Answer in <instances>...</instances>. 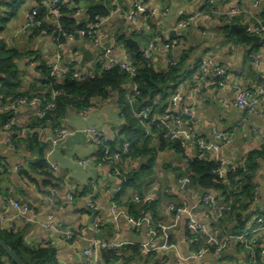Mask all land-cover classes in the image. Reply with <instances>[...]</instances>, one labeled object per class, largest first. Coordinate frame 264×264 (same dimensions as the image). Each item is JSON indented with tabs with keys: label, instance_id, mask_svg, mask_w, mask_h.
Returning a JSON list of instances; mask_svg holds the SVG:
<instances>
[{
	"label": "crops",
	"instance_id": "1",
	"mask_svg": "<svg viewBox=\"0 0 264 264\" xmlns=\"http://www.w3.org/2000/svg\"><path fill=\"white\" fill-rule=\"evenodd\" d=\"M107 1L110 2L111 14L109 13L108 20L98 30L101 47L95 50L89 43L83 45L91 51L94 60L99 57L104 63L108 58L130 62L131 53L147 46L156 35L161 36L163 43L173 39V29L177 23L183 20L185 15L206 11L210 0H141L148 11L138 13L135 24L130 19L134 0H95L103 5ZM214 1L215 6L211 9H216L217 14L214 15L213 21L208 22L200 18L193 20L180 45L167 53L163 52L161 44H156L152 63L156 69L163 71L173 56L178 58L188 54L183 74L173 91L168 94L166 103L170 104L168 107H172L175 115L183 108L190 109L193 117L188 119L186 126H190L191 131L206 140L211 138L215 130L234 132L233 147L221 148L220 160L225 165L240 167L250 151L264 152V97L256 100L254 112L245 115L233 107L232 88H217L211 76L201 78L196 69L201 58L210 53L217 63L228 70L242 71L240 85L243 89L256 91L257 77L264 73V45L256 46L252 41L244 43L239 36L246 32L251 22V14L264 13V0ZM11 2L13 3V0H0V16L9 12L5 5L10 6ZM80 2L83 3L82 6ZM20 3L22 4L19 15L13 18L5 32L6 40L13 39L10 42L23 50H40L42 59L48 61L49 65L56 51L51 39L29 42L27 35H17L25 23L26 15L32 10L40 13L42 6L39 0H21ZM256 4L257 7L254 8ZM232 7H237L242 13L229 21L222 20L221 14ZM78 8V18L82 19L86 4L79 1ZM136 31H139L138 34ZM128 38L133 40L138 49L127 46ZM260 38L264 40V37ZM72 46L73 44L69 43L64 48L61 54L63 64L72 61ZM104 49L110 51L107 57L104 56ZM251 55L258 57V63L250 59ZM81 58L79 54L74 69L92 73L94 63L80 65ZM19 64L22 65L19 69L25 72L24 85L29 86L38 76V62L31 57ZM130 94L131 87H127L126 95ZM174 94L179 97L171 104ZM156 101L159 102L158 98ZM88 109L84 116L80 112H70L62 122L54 121L53 126L68 128L72 134L57 146H44L42 159L46 165L49 163L58 168L56 174L48 171L62 179L60 188L42 185L44 179L38 176H35V183L20 175L22 171L31 169L39 155L26 153L21 145L14 148L6 146L5 133L0 126V216L11 217L17 214L10 206V201L29 204L31 211L36 215V221L27 227L24 239L26 245L35 248L42 246L43 241L48 239V245L56 248L59 264H80L83 261V252L90 246V240L93 238L91 234L88 232L82 238L69 243L57 233L46 232L44 227L62 226L77 231L81 226H88L92 215L95 214L94 221L101 225L102 237L119 246L140 249L143 261L136 259L135 264H173L178 261H181V264H252V258L255 264H264V228L259 230V226L255 224V209L264 205V156L258 161L255 160L252 173L253 184L258 186L257 202L253 206L247 203L245 206L243 202L240 210L232 209L233 198L227 200L220 192L204 190L195 184L188 174L182 171L184 162L181 156L171 149L158 153V159L148 177L133 185H126L130 180L126 176L138 171L143 164L142 159L124 158L126 160H123L121 166L124 172L120 170V176L110 175V171L104 166L77 165V159H93L98 152L97 146L86 132L96 129L113 140L126 125L115 97L105 101L95 99L92 101V107ZM32 113L33 109L25 107L16 111L20 121L29 120ZM16 167H20V170L15 171ZM79 187L91 188V193L68 203L67 191L74 192ZM48 189L56 193L58 203L55 207L51 206L45 194ZM115 194L120 195L117 202L114 201ZM88 196L92 198V209L86 207ZM204 196L213 198L215 206L212 210L202 203ZM156 198L157 201H151ZM114 203L119 212L128 213V208L138 213L144 211L142 218L151 221L156 231L154 245L150 243L145 228H134L122 217L116 222L112 221ZM169 205H174L175 210L170 212ZM234 206L236 207V204ZM17 221L18 225H24L18 219ZM190 221L204 227L201 244L210 246L211 250L218 244H224V250L219 253L211 251L199 259L195 258L194 253L198 246L190 249L186 244L189 236L187 225ZM158 224H163L166 229H158ZM253 230L255 232L249 235L252 250L236 241V236ZM149 254H154V258L146 262L145 256ZM257 255L258 263L255 261ZM129 256L131 253H128L127 257Z\"/></svg>",
	"mask_w": 264,
	"mask_h": 264
},
{
	"label": "trees",
	"instance_id": "2",
	"mask_svg": "<svg viewBox=\"0 0 264 264\" xmlns=\"http://www.w3.org/2000/svg\"><path fill=\"white\" fill-rule=\"evenodd\" d=\"M21 0H13L5 7L9 12L0 16V94L5 100L33 99L37 98L41 102H49L52 91L59 93L55 100V108L46 112L43 120H37L32 117L30 119L31 126H39L40 124H48L52 128H58L54 125V121L60 123L70 112H82L92 107V101L111 100L114 99L122 112L126 125L123 130L108 144L110 153L122 151L124 144H129V148L123 160L127 158L142 159L143 164L136 172L126 176L130 180L126 185H133L135 182L148 177L153 170V165L158 159V153L166 150H174L176 154L181 156L184 162V170L188 176L204 190H214L220 192L227 200L234 199L232 209L240 210L241 204H254L255 185L252 180V173L255 169V160H260L264 156L263 151L252 150L246 156V161L240 167H235L234 171L227 172L225 178H218L217 172L220 170V164H215L203 160H192L185 162V150L183 142L175 140L170 142L165 128L158 121L151 119L163 116L168 110V94L173 91L178 79L183 74L184 63L188 59V54L176 58L175 65H167L166 69L159 71L151 61L145 60L139 51L131 53L130 67L134 69L135 74L131 75L125 71L113 68L112 70H104V61L96 58L93 64L91 78L80 81L72 78L76 62L71 63L68 72L61 79L51 76V70L48 61L42 59L41 51L36 49H22L6 40L5 32L11 21L18 15ZM60 1V18L53 20L47 9L42 6L40 13H36L34 22H39L40 26H34L26 31L28 41L51 39L54 48L62 45L63 50L67 44H73L71 53H79V47L89 43V35L87 30L90 25L95 24L98 19L107 17L110 13V2L105 5L97 3L95 0H59ZM79 1L86 4V9L82 13V19L78 18L80 10L78 8ZM66 2V3H64ZM209 6V5H208ZM209 6L203 13L211 11ZM134 14H138L134 11ZM264 22V13L258 15ZM50 18V20L48 19ZM224 21H229L221 17ZM214 19V18H213ZM220 19V18H219ZM213 21V20H212ZM78 34V42H74V35ZM68 37L73 38V42L68 41ZM184 37V36H183ZM245 43L251 42L250 34L245 32L239 36ZM153 39V38H152ZM180 41L182 38H179ZM255 49V48H254ZM63 50L60 54L63 53ZM56 52V51H55ZM55 54V53H54ZM54 56V55H53ZM33 58L38 62L36 67L37 78L29 86L24 85V70H20L17 64L26 58ZM182 57V58H181ZM172 85L171 88L164 89L163 86ZM133 86L136 89V95H126L127 87ZM159 100L157 102L156 100ZM149 107L151 108L150 119L148 120V130L142 128L136 120L134 113L138 110ZM12 112H6L0 115V126L7 122ZM15 147L21 145L26 153L39 155L37 161L32 164L28 171H22L20 175L30 182L36 183V177L43 178L42 185L51 188H60L63 184L61 178L56 177L48 171L47 165L42 159L44 146L40 144L36 138L30 137L26 140H19L13 143ZM98 152L96 158H102L104 149L97 147ZM126 158V159H124ZM122 171V170H121ZM124 172V171H122ZM226 181V182H225ZM91 193V188H76L74 191L75 198L86 197ZM122 193V192H120ZM114 201L120 195H114ZM236 204V207L234 206ZM128 214L133 219H142L144 211L140 213L133 212L128 208ZM240 221V220H239ZM28 225H18L12 229H8L0 225V239L11 249L25 264H59L57 260L56 248L51 245H42L37 247H29L25 244V234ZM102 237V228H101ZM128 253L131 256L127 257ZM154 254L146 257V262L153 260ZM100 258L103 264H135L137 259L143 261L140 249L132 246H121L117 251L101 250ZM148 259V260H147ZM135 261V262H134ZM258 263V255L255 258ZM0 264H11L3 252L0 250Z\"/></svg>",
	"mask_w": 264,
	"mask_h": 264
},
{
	"label": "built area",
	"instance_id": "3",
	"mask_svg": "<svg viewBox=\"0 0 264 264\" xmlns=\"http://www.w3.org/2000/svg\"><path fill=\"white\" fill-rule=\"evenodd\" d=\"M41 6H44L49 12L50 17L53 20H58L60 18V1L59 0H39ZM228 2V1H227ZM66 3V2H64ZM209 6L213 9L215 6V1L210 0ZM257 7V4L254 8ZM133 14L130 19L135 24L136 14L137 13H145L147 12V8L142 4L141 0H134L133 6ZM36 11H30L25 18V23L22 28L18 31L17 35L20 36L25 34L27 30L33 28L34 26H40L39 22H34V17L36 15ZM241 10L237 7H232L229 10L223 12L221 16L227 20H231L234 17H237L241 14ZM111 14V13H110ZM109 14V16H110ZM216 9L211 10L209 13H197L194 15H185L183 20L177 23L175 28L173 29V33L175 37L171 40H167V42L163 43L161 41V36L156 35L153 39L150 40L147 46L140 47L138 49L141 56L147 60L151 61L155 52V45L161 44L163 52L167 53L168 51L178 47L180 45V39L182 38L190 23L196 18H200L211 22L216 15ZM109 16L100 18L95 24L89 26L87 30V34L89 35V44L93 49H99L101 47L100 38L98 36V30L100 27L108 20ZM250 24L248 28H246V32L250 35L264 37V22L260 19L257 14L250 15ZM139 31L135 33L138 34ZM13 40V39H12ZM10 40V41H12ZM69 42H73L72 37H68ZM52 43V41H51ZM54 46V45H53ZM56 52L53 56L51 63L49 64L51 70V76L54 78L61 79L64 75L67 74L68 68L72 62H76L77 57L80 53L73 54L71 58V62L68 64H63L62 56L60 52L63 50L62 45H57L55 48ZM110 54L109 50L104 49V56L107 57ZM250 59L257 62L258 57L256 55H251ZM176 57H172L168 60V65H175ZM104 70L109 71L113 68H117L119 70L125 71L131 75H134V69L130 67V62H120L112 58H108L104 64ZM195 70V69H194ZM197 74L202 78L212 77L214 79L213 84L220 89L223 88H232L234 92V100L233 107L238 109L239 111L244 112L245 115L248 113L254 112L256 106V100L263 99L264 97V73L257 77L258 86L255 92L251 90L243 89L240 85V79L242 77V71H230L226 67L217 63L212 57L210 53H206L198 63ZM72 78L75 80H86L91 78L90 73H86L84 71H75L72 75ZM136 89L131 86V94L136 95ZM59 93L57 91H52L49 102H41L37 98L33 99H19V100H5L3 96L0 94V115L6 112H12L10 119L2 125V130L4 131V144L11 148H14L15 142L19 140H26L27 138L34 137L37 141L43 146L52 147L57 146L66 140L72 132L69 131L68 128L58 127L52 128L48 124H40L39 126H31L29 122L32 117L37 120H43L46 116V112L52 111L55 108V100L58 97ZM178 95L174 94L171 97V104H173L176 100H178ZM170 106V104H168ZM25 107L33 109V113L31 114V118L27 121H20L16 114L18 108ZM171 108V109H170ZM168 107L167 112L159 117L155 118L151 121H158L165 128V132L170 142L175 140H180L183 142V148L185 150V162L192 160H205L208 162H212L215 164H220V170L217 172L218 178L224 179L225 174L227 172H231L235 170V167L232 165H225L220 160V150L223 147H233L234 142V132H224L215 130L212 133L211 138L206 140L204 137L200 136L194 131L190 130V126H186L188 124V119L193 117V113L188 108H183L182 111L175 115L172 112V107ZM84 110L80 112L82 116L86 114L88 111ZM151 108L145 107L134 113L136 120L140 123L145 132L148 130V120L150 119ZM93 143L97 147H102L104 149L102 158H79L77 159V165L85 167L91 164L96 166H104L110 171V175L120 176L121 166L123 162V155L126 154L129 144H124L122 151H116L114 153H110L108 148V144L110 143V138L105 134L97 131L96 129L89 130L86 132ZM264 140V135L262 136ZM258 161V160H257ZM48 170L52 173H58V168L53 165H47ZM15 171H19L20 167L14 168ZM255 185V184H254ZM48 200L52 207H55L58 203V199L56 193L48 189L45 191ZM88 201L86 203V207L88 209L93 208V203L91 202V197L88 196ZM258 199V186L255 185L254 189V203L257 202ZM73 195L71 191H67L66 193V201L68 203L73 202ZM137 202V197L134 198ZM151 201H157L153 199ZM147 202V201H144ZM202 203L205 204L209 209H213L215 206L214 200L210 196H204L202 199ZM254 205V204H253ZM10 206L16 210L15 216H0V225L7 227L8 229H12L17 226V219L24 225H30L36 221V215L31 211L29 204L27 203H18L16 201H10ZM168 210L170 212L174 211V205H169ZM112 221L116 222L119 217H122L126 220V222L134 228H145L146 235L149 237L150 243L154 245V240L156 238V231L153 227L151 221H148L144 218L142 219H133L127 212H119L117 206L113 205V209L111 212ZM255 224L259 226V230L264 228V205H261L259 208L255 209ZM101 225L98 223H93L91 227L81 226L77 231H72L68 228L58 226L56 228H52L49 225H45L44 230L46 232H54L57 233L65 242H73L78 238H82L88 232L93 237L90 240V246L84 250L83 252V261L80 264H103L100 258L101 250H110L117 251L121 245L114 242L108 241L107 238L101 237ZM157 228L160 230H165L166 227L163 224H158ZM204 227L199 225L195 221L188 222L187 229L189 236L187 238L186 244L190 249L198 246V249L195 251V258H201L204 255L210 253L211 251L215 253L222 252L225 248L224 244L216 245L213 250H211L210 246L201 244V234L203 233ZM253 232H246L239 236H236V241L243 247L249 248L252 250V242L249 240V235ZM99 237L98 239H96ZM49 240L45 239L43 241V245H48ZM254 243V242H253ZM165 249H167L165 247ZM153 250V249H152ZM151 250V251H152ZM252 264H255L252 258ZM181 262V261H180ZM179 261L174 262L173 264H181ZM163 264V263H161Z\"/></svg>",
	"mask_w": 264,
	"mask_h": 264
},
{
	"label": "water",
	"instance_id": "4",
	"mask_svg": "<svg viewBox=\"0 0 264 264\" xmlns=\"http://www.w3.org/2000/svg\"><path fill=\"white\" fill-rule=\"evenodd\" d=\"M80 5L82 6L83 3L80 2ZM82 8V7H81ZM173 37V36H172ZM250 40L257 46L259 44L264 45V40H262L260 37L255 35H250ZM74 42H78V34L74 35ZM126 44L129 48H135L138 49V46H136L132 39H127ZM79 53L81 54L82 58L80 60V65H83L84 63H93L94 58L92 56V53L89 49H87L84 46L79 47ZM21 64H17L18 68H21ZM170 85L163 86L164 89L169 88ZM203 191H201V194ZM95 214L92 215V218L90 219L89 227H91L92 223L94 222ZM7 228V227H6ZM0 250L3 252V254L6 256V258L11 262V264H25L16 253L11 250L1 239H0Z\"/></svg>",
	"mask_w": 264,
	"mask_h": 264
},
{
	"label": "rangeland",
	"instance_id": "5",
	"mask_svg": "<svg viewBox=\"0 0 264 264\" xmlns=\"http://www.w3.org/2000/svg\"><path fill=\"white\" fill-rule=\"evenodd\" d=\"M19 15V14H18ZM65 128V127H64ZM69 191H71V190H69ZM72 192V195H73V199H75V196H74V192L73 191H71ZM91 197V196H90ZM74 201V200H73ZM94 206V205H93ZM93 223H95V221L93 222ZM92 223V224H93ZM99 224V223H98ZM92 226V225H91ZM88 227H89V225H88Z\"/></svg>",
	"mask_w": 264,
	"mask_h": 264
}]
</instances>
